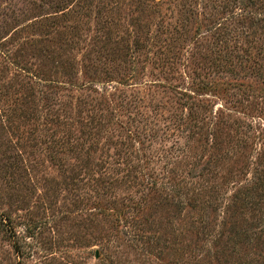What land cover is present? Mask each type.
<instances>
[{
	"label": "rangeland",
	"instance_id": "374dc122",
	"mask_svg": "<svg viewBox=\"0 0 264 264\" xmlns=\"http://www.w3.org/2000/svg\"><path fill=\"white\" fill-rule=\"evenodd\" d=\"M90 1L0 0V264H264V237L254 250L260 256L243 246L235 249L227 238L206 244L188 230V209L179 213L173 207L153 204L141 214V222L148 237L165 239V247L143 249V244L132 242L134 233H127L125 214L122 217L119 212L124 204H131L130 197L140 198L137 189L118 183L123 173L115 168L109 177L115 180L117 196H99L101 191H95L91 182L80 181L77 172L84 163L77 154L52 153L49 148L52 135L60 136L64 129L65 103H75L83 95L81 85L100 91L96 96L99 107L120 106L123 93L132 95L131 110H117L110 126L129 135L134 151L143 147L132 135L139 134L137 114L143 109L135 97L144 98L147 111L174 107L171 111L180 116L189 114L175 102L178 93L185 92L194 96L188 108L207 118L203 125L196 120L204 126L206 136L193 132L194 138L187 143L194 157L182 167L213 171L210 176L218 175V182L208 177L209 182L221 185L222 197L231 200L240 188L252 187L259 175L264 176V23L207 24L198 31L197 39L193 32L186 40L171 44L169 66L151 63V58L159 56L153 54L155 49L148 52L147 62L146 55L132 51L134 63L125 71V63L119 67L118 61L113 62L125 53L112 43L103 48L105 38H99L97 21L81 24L72 13L73 3L77 10ZM65 7L72 8L65 13L68 17L62 12ZM118 7L112 15L121 18L120 35L125 39V20L136 24L139 14L124 3ZM136 28L130 30L138 32ZM131 73L136 78L125 86V76ZM79 129L77 126V136L81 135ZM104 131L91 154L92 169L98 172L109 167L107 161L113 162L109 155L114 162L121 158L114 144L101 150L108 143ZM157 131L160 143L163 133ZM244 133L251 141L239 146L246 138ZM180 137L173 135L165 145L185 143L188 135ZM155 148L156 158H162L160 144ZM148 150L143 152L147 156ZM149 160L143 158L135 165L160 167L144 163ZM228 205L229 200L218 211L216 221L227 216ZM255 215L260 213L246 214L247 219L240 218L238 226L243 228ZM176 235L188 251L186 256L173 245Z\"/></svg>",
	"mask_w": 264,
	"mask_h": 264
},
{
	"label": "trees",
	"instance_id": "16d2710c",
	"mask_svg": "<svg viewBox=\"0 0 264 264\" xmlns=\"http://www.w3.org/2000/svg\"><path fill=\"white\" fill-rule=\"evenodd\" d=\"M121 3L125 4V8L129 5L130 9H135L139 14L136 24L125 20V39L120 35L122 31L121 18L112 15L116 7L117 10L120 9L118 6ZM75 5V3L71 5L72 13L77 14L79 23L87 24L92 20L97 21L96 25L100 26L99 34L101 36L99 38H105L104 49L112 43L118 45V51L125 53V55H121L122 57L113 59V62L118 61L119 67L125 63V71L128 64L134 63L132 60L134 53H140L143 57L146 55V60L148 59V52L151 53L152 49H155L153 54L156 57L159 56L155 60L151 58L150 60H153L151 63L159 67L169 66L167 51H170L171 44L177 39L186 40L193 32H195L194 39H197L198 31L202 27H206L207 24L222 27L227 24H241L245 21L252 24L264 23V0H162L160 2L156 0H92L86 7L77 10L74 8ZM72 8L65 7L62 12L65 14ZM65 16L68 17L69 14H65ZM131 27H137L139 31H131ZM139 33L140 35H138ZM227 35L231 36L232 33ZM131 38H134L132 43ZM134 78H136L134 73L125 76V86H128L130 80ZM122 84L124 85V83ZM79 90L83 91V95L75 103L73 101L65 103L66 108H64L61 121L64 129H62L60 136L52 135L49 143L50 151L52 153L57 152V154L65 152L77 154L79 162L84 163L80 166V171L77 172L80 175V181L88 180L91 182V185L95 186V191H101L99 196H117L115 180L109 177L115 168L118 172L123 173L122 182L118 183L125 182V186L128 185L137 189L135 193L140 196L139 199L130 197L131 204H124V209L119 211L122 213V217L125 214L124 218L127 219H125L126 226H129L127 233H134L132 242L136 241L138 244H143V249H150V245H163L165 247V239L148 237L147 232L149 231L143 227L144 223L141 222V214L150 209L153 204L154 207H173L179 213L188 209L190 214L188 230L191 235H196L206 244L210 241L218 243L227 238L231 244H234L235 249L238 246H243L252 249L253 253L257 254L254 250L262 245V238L264 237V213H261L264 206V176L259 175L258 181L254 182L252 187H242L232 196L231 200H225L222 197V186L209 182L208 177L214 179L213 182H218V175L210 176L213 171L205 168L198 169V167L190 169L187 166L182 167L187 161H190V158L194 157L190 145L192 138H194L193 132L202 138L206 133L204 126H202L207 118L206 115L199 113L194 115L196 112L193 107L188 108L194 96L185 92L178 93L179 96L175 100L176 105H180L189 111L188 115L182 113L180 116L171 111L174 107L167 109L165 106L166 109L164 108L162 112L147 111L144 98L136 96L134 101L143 104L142 106L138 105L140 109H143L142 111L139 110L137 114L140 118L136 128L139 134L132 135L139 138V144L141 143L143 147L139 149L140 151H134L135 149L128 142L129 135H124L118 128L114 129L110 126L112 120L115 119L117 110L122 111L123 108L128 110V107H131L132 95L123 93L120 97L122 99L120 106L113 107V105L108 104L107 107H99L101 103L96 96L101 94L100 91L91 89L88 85H81ZM69 97L71 96L68 95L67 98ZM199 106L207 110L205 105L200 104ZM151 119L156 120V123L151 125L149 123ZM196 120H199L202 125L196 123ZM77 126L80 128V136L76 135ZM157 129L163 133L160 143ZM103 130L107 135L105 140L108 143L102 145L101 150L105 151L109 147L108 145L114 144L115 149L117 148V155L121 158L115 159L116 162H114V156L109 155L113 162L107 161L106 164L109 167L98 172L92 169L94 161H92L91 154L96 151L95 147L100 145L98 136ZM180 134V138L188 135L185 143H182L183 145L178 144V142L171 147L165 145V142L173 135L179 136ZM244 135L246 138L238 142L239 146L242 144L246 146L248 141H251L249 134L244 133ZM146 141L149 142L148 147ZM214 142L217 146V140ZM155 144H160V153H163L162 158H156L157 152L155 150L157 148H155ZM118 147L121 150H118ZM146 148L149 149V156L143 153ZM143 158L150 159L144 163L159 164L160 167H152L151 169L147 166L135 165L137 162H142ZM162 161L165 162L164 166H161ZM114 164L118 165V168ZM122 165L125 168L121 167ZM107 174L109 175L108 178ZM73 178L76 179V175ZM110 191L111 194H109ZM221 198L223 199L221 200ZM227 200L230 201L229 213L226 216L228 218L224 217L221 221H216L215 217L218 215V211L223 208V204ZM254 211L260 215H255L251 222L247 220V225L243 228L238 226L240 218L242 219L246 214ZM245 218L247 219L246 216ZM253 223L257 225L250 228V224ZM212 229L215 230V233ZM173 245L180 247L181 253L186 256L188 251L182 246L179 235L175 236ZM241 252V249L237 250L239 255ZM257 256L260 255L257 254Z\"/></svg>",
	"mask_w": 264,
	"mask_h": 264
}]
</instances>
